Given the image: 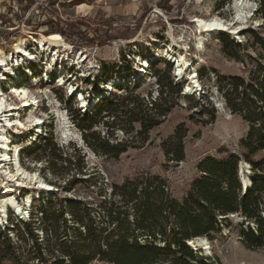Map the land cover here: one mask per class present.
<instances>
[{
    "label": "rangeland",
    "instance_id": "obj_1",
    "mask_svg": "<svg viewBox=\"0 0 264 264\" xmlns=\"http://www.w3.org/2000/svg\"><path fill=\"white\" fill-rule=\"evenodd\" d=\"M242 1H246L252 8H248L251 12L246 19L238 20L237 7ZM258 8V0H0V57L8 53L17 58L19 54L15 46L20 41L25 42L26 53L35 57L34 60H23L13 67L14 74L12 72L10 76L3 74L0 68V88L5 100L18 107L21 102L11 93V89L25 87L38 102L34 115L44 120L41 134L35 138L33 136L35 140L32 144L23 148L19 162L26 171L38 173L41 180L52 188L46 199L31 208V219L26 224L32 237L27 233L24 223L8 210V222L0 227V244L8 240L14 249V256L9 258L0 254V264H41L34 254V243L45 251L43 261L53 262L60 256L56 248L58 239L66 235L67 242H70L76 231L83 233V228L75 223L73 215L67 211L56 225L51 226L50 222L42 220L41 213L47 211L50 199L51 213L54 215L59 211V202L70 198L89 208V217L95 226L100 228L110 224L112 229L114 225L105 219L106 209L111 204H122L119 197L111 194L112 186H120L124 181L136 177L143 182L159 177L171 197L181 200L193 180L200 175L197 165L204 157L222 159L235 154L241 158L240 162H244L242 156L247 155V152L241 141L246 137L248 125L228 109L217 91L216 76L211 71H215L218 77L237 76L248 81L257 63L264 64L261 46L254 43L248 33L254 31L264 43V17L258 15ZM198 18L232 22L231 27L237 28L238 33L232 35L220 32L206 42L201 51H197L195 20ZM221 33L240 43V48L236 51L226 49L218 38ZM32 37L41 41L42 46L51 48L49 51L53 55L41 51V44L39 47ZM110 37L109 41H104ZM157 46L165 51L171 49L174 55H183L191 62V67L183 68L181 78L174 77L171 72L174 83L183 88L182 92L185 91L184 84L189 73L197 68L195 80L198 87L191 88L192 93L187 94L193 95V100L185 99L182 93L178 106L159 127L150 131L146 144H141L138 125L135 124L133 131L124 134L121 129L128 130L129 127L120 124L123 128L114 129L116 140L130 141L133 138L135 146L118 160L95 154L80 142L81 133L74 126L68 108L72 112L81 113V109L89 112L79 104V95L86 102L100 99L109 92L106 86L111 79L134 75L138 60L149 59L150 51ZM226 52L239 60L228 57ZM50 55H61L60 59L64 55L66 57L64 61L50 64ZM159 60L168 62L163 58L153 59L144 76L137 80L143 83V97H157V85L151 73L153 64ZM241 62L245 67H242ZM10 64L14 66L13 62ZM159 65L164 68L162 63ZM105 67L108 68V77L102 80L98 78V84L94 85ZM123 67H128L130 73L123 72ZM113 68L115 71L121 69L120 74L111 73ZM174 68L176 65L172 64ZM200 70L206 73L203 78L198 76ZM60 77L62 87L59 85ZM137 81L115 86L110 94H119ZM222 84L227 86L228 82ZM69 87L73 88L72 99L68 96ZM206 110L214 112L213 121L204 113ZM57 111L67 121L71 133L67 140L62 139L58 128ZM26 114L20 117L21 121L27 118ZM181 124L187 131L183 141L185 158L183 162L175 164L164 157L161 143L173 136ZM98 131L104 136V128L100 127ZM9 134L13 135V130ZM21 134L22 140L32 138L31 132ZM50 135L59 149L56 155L60 158L48 155V151L36 149L29 154V148H40ZM263 159L264 152L251 157L253 162ZM50 162H54L53 170ZM11 171L12 168L7 165L0 169V189L11 190L13 187L5 176V173ZM76 180L81 182L72 185ZM26 192V189L19 188L14 194L19 201ZM234 215L242 217L240 214ZM132 216L131 211H128L129 225L123 224L124 230L133 229L130 222ZM231 216L221 217L228 218L225 222L219 218L222 224L220 233L214 235L211 241L205 238L210 251L205 254L200 250L201 255L216 259L220 264H264V245L256 250H248L238 234L241 224L242 229L249 227L256 232L255 223L236 222ZM90 264L108 263L93 261Z\"/></svg>",
    "mask_w": 264,
    "mask_h": 264
},
{
    "label": "trees",
    "instance_id": "obj_2",
    "mask_svg": "<svg viewBox=\"0 0 264 264\" xmlns=\"http://www.w3.org/2000/svg\"><path fill=\"white\" fill-rule=\"evenodd\" d=\"M258 2L257 13L264 17V0ZM248 33L254 43L261 46L264 59V43L254 31ZM218 38L226 49L236 51L240 48V43L234 42L228 35L221 33ZM226 54L239 60L233 54ZM159 63H162L163 69ZM241 64L245 67L243 62ZM257 64L248 81L237 76L218 77L215 71H211L216 76L217 91L228 109L248 125L246 137L241 141L247 152L242 158L252 172L251 184L245 193H242L243 186L238 176L241 158L229 154L222 159L204 157L197 165L200 175L193 180L189 191L181 200L171 197L159 177H152L146 182L136 177L124 181L120 186H112L111 194L122 200L120 206L111 204L106 209L105 219L114 225L112 229L110 224L100 228L95 226L89 217V208L70 198L59 202V211L54 215L51 213L50 199L47 211L41 213L42 220L50 222L51 226L56 225L67 211L73 215L75 223L83 228V233L75 230L74 239H70V242H67L66 235L58 239L56 248L60 251V256L53 262L43 261L45 251L34 243L32 248L40 263L90 264L100 261L108 264H220L216 259L202 256L200 250L194 251L188 243L203 237L211 241L214 235L220 233L221 221H226H220L219 218L234 214H240L245 222L253 221L257 227L254 232L249 227L244 230L240 225L238 234L244 247L248 250L261 248L264 245V159L260 162L251 160L253 155L264 152V64ZM120 70L115 71L113 68L111 73L119 75ZM122 70L130 73L128 67H123ZM171 72L173 69L169 62L159 60L153 64L151 76L155 79L158 90L155 99H151L149 95L143 97V83L137 81L119 94H110L101 99L89 112H72L68 108L85 146L95 154L118 160L135 146L133 138L130 141L116 140L114 129L123 128L120 124L129 127L128 130L121 129L124 134L133 131L135 124L138 125L141 144H146L150 131L166 120L178 106V99L184 93L183 88L174 83ZM108 75V68H103L94 85L98 84V78L102 80ZM205 75L204 70L198 73L199 78ZM224 81L228 82L227 86L222 84ZM184 98L193 100V95L185 94ZM204 113L210 121L214 120L213 111L206 110ZM100 127L105 129L104 136L98 131ZM186 135L187 131L181 124L173 136L161 143L162 153L168 162L178 164L184 161L183 141ZM34 149L48 151V155L60 158L57 156L59 149L52 142L51 135L40 148H29V154ZM50 164L53 170L54 162ZM80 182L81 180H76L72 185ZM128 211L133 215L130 221L132 230L122 228L123 224L129 225ZM24 227L32 237L26 223ZM20 238L24 241L22 236ZM0 254L13 258L14 249L8 240L0 244Z\"/></svg>",
    "mask_w": 264,
    "mask_h": 264
},
{
    "label": "bare ground",
    "instance_id": "obj_3",
    "mask_svg": "<svg viewBox=\"0 0 264 264\" xmlns=\"http://www.w3.org/2000/svg\"><path fill=\"white\" fill-rule=\"evenodd\" d=\"M245 3V4H244ZM251 7V6H250ZM249 4L246 1H242L239 3L237 7V17L238 20L243 18L246 19L250 12L248 10ZM252 8V7H251ZM248 10V11H246ZM244 14V17L243 15ZM196 29L198 32V36L195 39V49L197 51H201L203 45L210 41L213 37H215L220 32H228L229 34L235 35L238 33L237 28H232V22H224L221 19H210V20H203V19H196ZM33 38V42L38 44L39 47L42 46V42L38 39ZM36 41V42H35ZM25 42L20 41L18 45L15 46L16 53L19 54L17 58H15L12 54H1L0 57V68L5 75H13V67L17 64H20L23 60H34L35 57L32 54L26 53L25 49ZM41 44V46H40ZM38 47V48H39ZM43 52L51 53L50 49L45 45L39 48ZM50 50V51H49ZM1 52V51H0ZM53 55V53H51ZM58 57L59 59L55 58ZM61 55H54L53 57L50 55L49 62L50 64H54L56 61L63 60L66 55H64L60 59ZM160 57L168 58L172 60L176 65V72L177 76L181 78L183 68L188 69L191 67V62L186 59L183 55H174L171 49L168 50H161L159 46L154 48L150 51L149 59L147 60H138V63L135 68V74L126 75L125 77H116L111 79L107 84V90L111 91L113 87L117 85L125 84L133 78L134 80L137 77H141L146 68L149 66L150 62L153 59H158ZM153 58V59H150ZM76 59V58H75ZM66 60V59H65ZM64 61V60H63ZM13 62L14 66L10 63ZM16 63V64H15ZM152 63V62H151ZM59 64V63H58ZM63 66V65H62ZM196 71L197 68H194L188 75L187 80L185 81L184 87L185 92L192 93L191 88L198 87V83L196 79ZM13 74H10L12 73ZM62 76V75H61ZM126 78H129L127 80ZM59 85H61L62 78H59ZM35 84L37 81L34 82ZM11 93L20 100V106L16 107L15 105L9 103L5 100L4 94L0 88V169H3L5 165L10 166L12 171L9 173H5V176L9 179V182L13 184L11 190L7 189H0V224L5 225L7 221V211L12 210L13 214L17 216L20 220L28 221L29 217V208L31 203L36 200H40L42 198H46L48 195L51 194L52 188L50 185L46 184L41 178L39 174L36 172H28L24 168L21 167L19 162V155L20 151L25 147L32 144L34 138L39 136L41 132L42 124L44 123L39 117L34 115V111L38 107V102L36 98L25 87L19 88H12ZM68 93L73 94V88H68ZM78 102L81 107L89 109L91 106L90 103L94 101L95 103L98 98L86 102L85 99L79 95ZM26 114L27 118L24 121H21L20 117ZM57 115H59L58 119V128L61 131V136L63 140H67L71 137V133L67 124L66 119L64 116L59 114L57 111ZM13 130L14 134H9V131ZM22 132L32 133V138H25L22 140ZM34 136V138H33ZM23 142V143H22ZM240 179L243 185V188L247 190L250 187V166L245 163H240ZM4 174V173H3ZM19 188L26 189L27 192L21 201H18L15 197L14 191ZM236 222L244 221V218L239 217L237 215L231 216ZM191 247L195 249L201 250L205 254H209L210 247L209 243L205 238H198L197 240L189 242Z\"/></svg>",
    "mask_w": 264,
    "mask_h": 264
},
{
    "label": "water",
    "instance_id": "obj_4",
    "mask_svg": "<svg viewBox=\"0 0 264 264\" xmlns=\"http://www.w3.org/2000/svg\"><path fill=\"white\" fill-rule=\"evenodd\" d=\"M160 58H163V59H165V60H167L169 63H171V64H173V65H175V63L172 61V60H169L168 58H164V57H160ZM159 58V59H160ZM178 77V76H177ZM127 80H129V78H126ZM138 79H140V77H137V79H133V78H130V80L131 81H129V82H127V84L129 83V84H131L132 82H134V81H137ZM126 84V83H125ZM184 95L185 94H190V93H186L185 91H184V93H183ZM107 97V95L105 94L103 97H101L100 99H98V100H101V99H103V98H106ZM98 100L95 102V103H93L94 101H92L91 103H90V107H89V109H88V111H90L97 103H98ZM80 142L81 143H83V141H82V139H81V137H80ZM241 163V162H240ZM240 163H239V166H238V176L240 177V173H241V171H240ZM242 184V183H241ZM250 184H251V178H250ZM248 190V189H247ZM247 190H245L244 188H243V193H245ZM264 218V217H263ZM221 220H223V219H228V218H220ZM198 239V238H197ZM188 245L191 247V245H190V243H188ZM194 251H196V250H199V248L198 249H195L194 247H191Z\"/></svg>",
    "mask_w": 264,
    "mask_h": 264
},
{
    "label": "built area",
    "instance_id": "obj_5",
    "mask_svg": "<svg viewBox=\"0 0 264 264\" xmlns=\"http://www.w3.org/2000/svg\"><path fill=\"white\" fill-rule=\"evenodd\" d=\"M28 70H29V69H28ZM28 70H27V71H28ZM30 75H31V74H30ZM30 75H29V77H30ZM174 77H177V76L174 75ZM112 90H113V89H112ZM105 94H106L107 96L110 95L108 92H106ZM80 108H81V107L79 106V109H80ZM81 112L83 113V112H85V110H82V109H81ZM40 134H41V132H40ZM40 134H39V135H40ZM34 140H35V139H34ZM23 151H24V149H22V150L20 151V153L23 152ZM239 180H240V182H241L240 177H239ZM242 186H243V185H242ZM26 191H27V190H26ZM46 198H47V197H46ZM46 198H42V199H40V200H36V201H33V202L31 203V206H30V208H29V217H28V221L31 219V210H32L31 208H32V206H34L36 203H39L41 200L43 201V200L46 199ZM19 201H21V200H19ZM7 212H8V211H7ZM11 212H12V210H11ZM12 213H13V212H12ZM14 217L17 218L19 221H21V223H27V222H28V221H25V220H23V221L20 220L17 216H15V214H14ZM7 220H8V216H7ZM6 224H7V222H6ZM6 224H5V225H6ZM2 226H4V225H1V224H0V227H2Z\"/></svg>",
    "mask_w": 264,
    "mask_h": 264
}]
</instances>
